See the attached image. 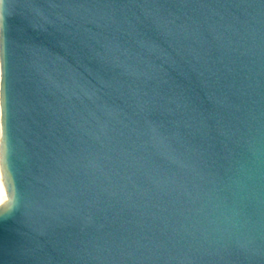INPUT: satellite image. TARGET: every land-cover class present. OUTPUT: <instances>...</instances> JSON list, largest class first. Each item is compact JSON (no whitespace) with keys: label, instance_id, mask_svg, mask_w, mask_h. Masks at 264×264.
I'll use <instances>...</instances> for the list:
<instances>
[{"label":"water","instance_id":"obj_1","mask_svg":"<svg viewBox=\"0 0 264 264\" xmlns=\"http://www.w3.org/2000/svg\"><path fill=\"white\" fill-rule=\"evenodd\" d=\"M0 264H264V0H0Z\"/></svg>","mask_w":264,"mask_h":264},{"label":"bare ground","instance_id":"obj_2","mask_svg":"<svg viewBox=\"0 0 264 264\" xmlns=\"http://www.w3.org/2000/svg\"><path fill=\"white\" fill-rule=\"evenodd\" d=\"M1 77V72H0ZM1 108H0V208L4 206L8 200L9 195L5 188L4 182H3V171H2V164H1Z\"/></svg>","mask_w":264,"mask_h":264}]
</instances>
